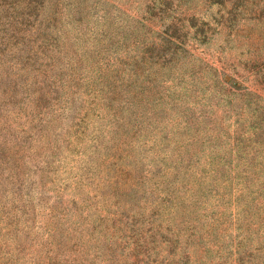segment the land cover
Listing matches in <instances>:
<instances>
[{
	"label": "rangeland",
	"instance_id": "1",
	"mask_svg": "<svg viewBox=\"0 0 264 264\" xmlns=\"http://www.w3.org/2000/svg\"><path fill=\"white\" fill-rule=\"evenodd\" d=\"M0 264H264V0H0Z\"/></svg>",
	"mask_w": 264,
	"mask_h": 264
}]
</instances>
